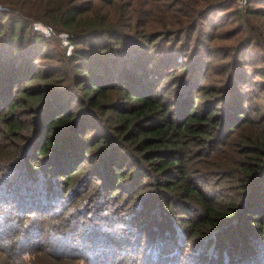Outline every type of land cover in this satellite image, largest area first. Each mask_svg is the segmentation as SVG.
I'll return each mask as SVG.
<instances>
[{"label":"trees","instance_id":"1","mask_svg":"<svg viewBox=\"0 0 264 264\" xmlns=\"http://www.w3.org/2000/svg\"><path fill=\"white\" fill-rule=\"evenodd\" d=\"M246 259L264 0H0V264Z\"/></svg>","mask_w":264,"mask_h":264},{"label":"rangeland","instance_id":"2","mask_svg":"<svg viewBox=\"0 0 264 264\" xmlns=\"http://www.w3.org/2000/svg\"><path fill=\"white\" fill-rule=\"evenodd\" d=\"M34 28H35V30H38V31H40V32H45L44 30H43V27L42 26H39V24H36V25H34ZM45 34H47L48 35V33H46L45 32ZM51 35H53V34H51ZM54 36V35H53ZM55 37V36H54ZM59 39V45H60V49H62L63 47H65V50H67V51H70V47L68 48V47H66V46H68L69 45V43H68V41L64 38V37H60V38H58ZM58 45V46H59ZM152 236H154V234H152ZM170 247L172 248L173 247V245H172V243H170ZM252 261V260H251ZM76 264H81V263H77L76 262ZM177 264V263H176ZM178 264H180V263H178ZM234 264H251V262H250V260L249 259H246V260H243V261H239V262H235Z\"/></svg>","mask_w":264,"mask_h":264},{"label":"built area","instance_id":"3","mask_svg":"<svg viewBox=\"0 0 264 264\" xmlns=\"http://www.w3.org/2000/svg\"><path fill=\"white\" fill-rule=\"evenodd\" d=\"M246 1H247V0H238L239 6H240V7H244L245 4H246ZM43 30H44L46 33H48V34L51 33V29L48 28V27H43Z\"/></svg>","mask_w":264,"mask_h":264},{"label":"clouds","instance_id":"4","mask_svg":"<svg viewBox=\"0 0 264 264\" xmlns=\"http://www.w3.org/2000/svg\"><path fill=\"white\" fill-rule=\"evenodd\" d=\"M24 260L25 262H28L30 260V257L28 255H25Z\"/></svg>","mask_w":264,"mask_h":264}]
</instances>
